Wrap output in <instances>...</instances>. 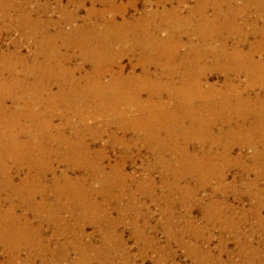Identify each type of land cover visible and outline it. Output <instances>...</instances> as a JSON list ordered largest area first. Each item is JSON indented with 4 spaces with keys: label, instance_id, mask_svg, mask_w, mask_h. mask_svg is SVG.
I'll use <instances>...</instances> for the list:
<instances>
[{
    "label": "bare ground",
    "instance_id": "6f19581e",
    "mask_svg": "<svg viewBox=\"0 0 264 264\" xmlns=\"http://www.w3.org/2000/svg\"><path fill=\"white\" fill-rule=\"evenodd\" d=\"M56 1L63 7L61 0ZM98 1L103 3V0ZM259 1L264 8V0ZM7 2L9 0H0V22L14 23L25 40H33L35 46L28 57L19 53L20 46L0 54V245L8 254L7 264H15L23 250L27 251V259H20L23 264H29L28 260L33 256L40 258L41 264H62L67 258L68 243L54 242L55 246L51 248L43 243L40 234L43 218L48 224L56 225V231L59 228L60 233L68 236L70 243L74 244L69 246L79 256L66 264H91L99 256L108 258L113 222L108 221L97 197L101 196L108 209L113 205L111 208L117 209L120 215L130 212L131 204H122L124 196L127 203L136 199V193L149 199L156 197V191L152 190V171L159 172L161 184L167 189L166 196L161 195V201L170 206L172 202L167 193L190 201L214 179L217 186L212 190V199L208 198V207L203 209L204 217L213 226H220L222 232L227 230L240 248L246 245L245 239L249 236L243 232L246 224L248 231L252 232L250 236L260 233L264 240V215H261L264 187L259 185L264 182V123H261L264 121V107L260 111H253L250 107L258 102L264 106V96L254 90L249 95V89L238 90L231 86L228 75L224 82L230 87L226 94L221 92V96L231 95L235 104L223 103L227 110L219 112L204 105L193 107L192 101L216 95L212 92L214 84L191 78L189 72L198 66L197 61H188L187 57L173 62L180 47L178 39H174L179 36L180 26H188L195 32L200 30L204 36L215 39L230 38L236 33L254 35V27L245 31L243 27L231 25L238 18L249 21L248 16L241 15L239 7L230 11L232 0H195V6L188 8L184 15L179 11L187 6V0L175 2L171 9H166L165 5L171 0H158L163 8L159 13L143 9V14L139 17L133 14L130 19L125 17L128 10L125 11L122 5L119 22L114 16L106 19L101 12L90 9L81 18V24L76 23L80 19L77 10L69 13L61 8L64 22L51 18L43 22L33 18L32 11L20 15L15 10L20 9V5L11 6ZM81 2L75 0L74 4ZM129 2L135 4L133 0ZM223 6L225 10L221 13ZM208 8L215 10L213 16L205 13ZM12 12L17 14L15 21ZM94 14L100 19L101 28L92 26L90 18ZM156 17L160 20L159 26L153 24ZM192 18L198 20V26L192 23ZM223 18L227 23L222 21ZM163 22L173 24L175 32L159 38L155 32L166 30L162 27ZM208 31L211 34H207ZM240 40L244 44L242 38ZM238 42L235 41L229 51L227 40L217 41L211 50L217 65L209 66V69L232 70L229 68L233 67L236 71L243 68L247 82H254L261 75L264 77V60L246 57L253 53L261 56L263 50H256L255 46H250L244 55L248 61L243 60L245 62L241 65L231 61L232 56L244 53ZM113 45L118 49L113 50ZM188 46L189 52L203 54L198 46ZM69 49L80 52V65L71 64L73 57L67 52ZM134 51L138 52L137 64L126 73L121 58ZM161 56L166 57L162 65ZM198 57L201 60L206 55ZM220 60L228 65L221 64ZM137 65L141 66V73L135 72ZM151 66L156 70L151 72ZM181 69L183 73L180 75ZM176 75H180L179 82L175 80ZM88 110L94 115L101 113L99 118L103 119H90L85 114ZM41 117L47 123H40ZM54 118L60 121L54 123ZM184 119L189 123L183 126ZM213 125L218 131L216 134L211 128ZM86 135L94 138L90 140L92 142L105 136L113 147H124L125 152L129 151L123 156L125 159L137 146L144 148L152 158V163L142 168L145 176L135 180L119 169V163L106 166L103 158L107 160L108 156L96 158L88 143L83 144ZM22 136H25L24 140L19 139ZM236 147L251 149V156L245 158L242 153L233 156L232 149ZM102 154L98 152V155ZM54 165H63L64 169L57 171ZM208 166L215 167L216 172L211 173ZM226 167L242 174L232 181H240L242 189H236L237 185L224 186ZM249 174L253 177H248ZM126 179L131 184L127 185ZM186 180H191V187L187 184L178 186L179 182ZM228 189L237 192L241 202V194L246 195L250 199L249 208L237 212L232 205L223 206L220 202L217 205L216 201L225 199L217 200L215 194L225 197ZM67 213L73 222L64 219L63 215ZM172 214L164 215V227H175L169 222ZM253 219L254 222H250ZM85 222L95 223L100 232L113 229L99 239V248L94 247L91 236L83 231ZM132 229L138 231L136 220ZM170 233L176 238V234ZM84 235L88 239L83 241ZM60 246L66 250L56 254ZM250 248L247 255L241 256L242 264H250V257L258 255L260 259L256 264H264V250ZM33 249L39 251L34 254ZM48 256L55 257L56 261L47 262Z\"/></svg>",
    "mask_w": 264,
    "mask_h": 264
},
{
    "label": "rangeland",
    "instance_id": "374dc122",
    "mask_svg": "<svg viewBox=\"0 0 264 264\" xmlns=\"http://www.w3.org/2000/svg\"><path fill=\"white\" fill-rule=\"evenodd\" d=\"M61 1L63 7H60L57 4L56 0H9V2L7 3L8 4L11 3L10 4L11 6H15L18 3L21 8L15 10H17V12H19L20 15L32 11V17L39 18L43 22H45L47 18H51L57 22L58 21L64 22L62 19V12H60L61 8H64L69 13L72 12L74 13V10H77L78 11L77 14L80 18L79 21H76L77 24L82 23L81 18H84L87 14V10L90 9L95 10L97 13L101 12L104 18L106 19H109L114 16L118 22L119 20H121L119 18V14L121 13V10H123V6L125 8L124 9L125 11L128 10L127 14H125V17L128 19H130L131 15L133 14L135 17H139L141 14H143V9H147L148 11L153 10L158 13L163 9L161 3H157L158 0H153V1L148 0L147 2L143 0H133V2L135 1V4L133 5L129 4L130 3L129 0H103V3H101L98 0H89V1L77 0V1H82L81 4L78 3L74 4L75 0H61ZM178 1L179 0H171L170 3H165L166 9H171V6L176 5ZM256 1L259 0H232L231 8L233 10L232 9L230 10V11H234V10L236 11V9L234 8L239 7L240 12L243 13L241 15H245L249 17L247 18L249 21L243 22L244 18H238L236 22L231 23V25L235 27L236 26L243 27L245 31H248L252 27H254L255 30L254 35L253 33H251V35L246 34L245 36H242L236 33V36H231L230 38L224 39L223 36V37H219L220 39L219 38L215 39L213 37L204 36L200 30L199 32H195L188 26H180V28L178 29L177 33L179 32L178 33L179 36H176L177 38L174 37V39L175 40L178 39V41L180 42V47L177 55H175L173 58V62H178L179 59L181 58L186 59L187 57H188L187 58L188 61L190 60H192L193 62L197 61L198 66H196L195 69L189 72L191 78L192 79L197 78V80L202 82L208 81L210 84H214L215 87V89L212 92L216 93V95H214L213 97L209 96L205 100L202 99V100L192 101L193 107H196L198 105H202V106L204 105L207 106L210 110H215L219 112L222 110H227L224 106H222L223 103L227 104L228 102L230 103L229 106L235 104L234 99L231 97V95L225 96L226 94L225 91L229 90L230 87L229 86L230 84L224 82V79L228 75L229 78L231 79V83L233 84L231 86H235L238 90H241L242 88L249 89L248 92L250 93L249 95L253 94L254 91H256L260 94V96L262 97L264 96V77L262 75L254 82L253 80L247 82V74H245L246 72L245 70H243V68L242 69L238 68V70L236 71H234L233 67L229 68L232 70L227 69L228 71L221 69H215V70L209 69V66L217 65V63L215 62L216 59L214 56L215 54L211 52V50L216 46V43L219 40L221 41L227 40V45H228L227 48L229 49V51L231 47L235 45L234 44L235 41L238 40L240 41L238 42L237 45L238 47L240 46L239 47L240 49L241 48L244 49V51H242L244 52L242 54L243 56L242 55L232 56L233 59L231 60L233 61V63L237 65H241L242 63H244L245 61L243 60L248 61L246 57H249V59H251L252 57L254 58V60L255 58L256 59L261 58L264 60V43H263L264 42V29H263L264 8L261 6L262 4L260 5V1L259 3ZM245 3L248 4V6ZM186 4L187 6H183L181 8V11H179L181 12L182 15L185 14L188 8L195 6V0H187ZM224 10H225V6L222 7V10L220 12L223 13ZM205 13L210 17L214 15L215 10L213 11V9L208 8ZM15 14H16L15 12H12V17L14 21L16 20L17 17V14L16 15ZM148 14H150V12H148ZM158 15L159 14H157L156 16ZM231 16L232 14H230V17ZM90 19L92 26L96 25L99 28H101L102 25L101 21L98 17H96V14H94ZM156 20L157 21L155 23L153 22V24L157 23L158 24L157 26L161 25L158 17H156ZM197 21L198 20L192 18V23L196 24ZM222 21L227 23L226 20H224V18ZM153 24L150 23V26L153 27ZM162 27L166 30L155 32L159 38H164L167 35V33L169 34L171 32L172 33L175 32L174 30L175 28H173L174 25L171 23L163 22ZM51 32L54 33V31ZM203 33L205 34V31ZM207 34H211V33H209L208 31ZM241 38L244 44H241V40H240ZM32 41L25 40V38L22 36L20 32V29H18V27L14 25V23L5 24L4 22H0V54L3 52H7L6 50L12 51L14 47L16 48L17 46H20L19 53L22 56L28 57L30 52H33L35 48ZM57 45L60 46V42H58ZM188 45H192V48L193 46L195 47L198 46L201 51L200 53L203 54L196 55L193 52H189ZM250 46L252 47L255 46L256 50L258 49L263 50L261 51V56H258L256 53H253L254 55L252 54L250 56L244 57V55L249 50ZM60 48L63 49L62 47ZM112 49L117 50L118 48H116L113 45ZM67 52L71 54V56L73 57L71 64H76V65L81 64V57L79 55L80 52H78V50L69 49ZM156 52L154 53L157 55ZM137 54L138 52L134 51V53H126L122 56L121 64L124 66L125 69L124 72L126 73L129 72L131 67L137 64ZM204 55H206V57L204 58L202 57L200 60L198 56H204ZM161 58L162 59L160 65H162L163 63L165 64L166 57L161 56ZM221 64L228 65L223 62H221ZM198 68L200 69L197 70ZM153 70L156 69H154V67L151 66L150 71L153 72ZM135 72L141 73L142 72L141 66L139 65L135 66ZM182 73L183 71L181 69L179 74L181 75ZM180 75L175 76V80H177L178 82L180 81L179 78ZM221 92L225 93L222 95L224 97L221 96ZM240 94L244 96L247 93L245 94L240 93ZM257 104L258 105L250 106L253 111H260L264 107L263 103L261 104L260 102H258ZM85 114L86 116L88 115L89 118L92 120L103 119V118H99L101 116V113H97L98 115L97 114L94 115L92 110L86 111ZM93 117H95V119ZM54 119H55L53 121L54 123H58L60 121L58 118H54ZM43 120L41 117L39 119V122L44 124L47 123V120H44V122ZM25 123H27L26 125H29L28 124L29 122L24 121V124ZM188 123L189 120L187 119H184L182 121L183 126L187 125ZM261 123H264V121H262ZM215 125L211 126L212 130L214 131V134L218 132L217 130L215 131L216 128ZM180 131L181 128L179 129V132ZM86 136L87 137L84 138L85 141H83V144L85 145L88 143L87 145L89 146V148H91L92 154L96 155V158L102 156L103 157L108 156L107 160L106 158L102 157L104 159V163L106 166L112 164L115 165L119 163L118 164L120 166L119 169H122L126 175H128L129 177H133L135 180L143 178L145 176L144 175L145 173L142 171V168L144 166H149L152 163L151 156H149L146 150L141 146H137L135 149L131 150V154H130L131 156L128 159L127 158L125 159L123 158V156L125 155V153L129 154V151L126 150L127 152H125L124 147L120 145H116L115 147H113L112 142H109L107 140V137L105 136L102 137V140H97L94 142L90 141L94 139L93 137L89 135ZM28 138L30 139V137ZM19 139L24 140L25 136L19 137ZM98 152H103V154L98 155ZM251 152L252 150L249 148L240 149L236 147L232 149L233 156L237 155V153H242V155L245 158L250 157ZM122 159L125 162L123 161L121 164ZM208 167L210 168L211 173L216 172L215 167L214 168L213 167L211 168L210 166ZM54 168L57 171H61L64 169L63 165H54ZM223 172L225 174L224 186L230 187L231 185H235V186L237 185L236 189H242L243 186H241V183H239L240 181L232 183L234 178H239L242 175L239 173L238 170L230 167H226L224 168ZM150 174L154 180L152 190L156 191V197L149 199L146 198L145 196H142L140 193H136L134 195L136 199L134 198V200L131 203H127L128 200L126 196H124L122 200L123 201L122 204L123 205L131 204L130 206L132 208L130 212H125L124 214L120 215L117 209L111 208L113 207V205H111V207L108 209L106 202L102 201L101 196L97 197L96 200L99 203L102 202L101 207L106 212L105 215H107V217L109 218L108 221L113 222V227L110 226V228L112 227L114 231L111 234L112 240L109 243V246L110 245L111 246L110 249L108 250L110 253L108 258L99 256V258L92 260L91 264H123V263L124 264H242L241 256L247 255L248 251H250L251 249L250 247L257 248L258 251L260 252L264 250V240L262 238L263 234L261 235L259 233L250 236L252 232L248 231V224L245 225L243 232L247 233L250 237L248 236L247 239H245L246 245L240 248L238 247V244L236 243L235 239L232 236H230L229 232L225 230V228H224L225 231L222 232L223 229L220 226H213V224H211V221L204 217L203 209L208 207V203H209L208 198L212 199L211 197L212 190L215 189L217 186V183L214 179L209 181V184L205 188V190L199 191L195 199H192L190 201L184 200L183 197H181L180 195H176V194L172 195L167 193L168 197L170 198L168 200L172 202V205L170 206V205H166V202L161 201V195L166 196L167 189L166 187H163V185L161 184V181L159 179V175H160L159 172L152 171V173ZM248 177L252 178L253 175L249 174ZM246 178L247 177L245 176L244 179ZM125 183L126 184L128 183L127 185H129V183L131 184V182L127 179ZM185 184L190 185V187L192 186L191 180L181 181L179 182L178 186L183 187ZM259 185L264 187V182L263 181L259 182ZM114 191H116V189ZM236 194L237 192H233L232 189H228L227 191L225 190V197H222L219 194H215L217 200L225 199V201H216V203L220 202L222 203L223 206L232 205L234 210L237 212L241 211L242 209H248L250 205V199L247 198L246 195L241 194L242 195L241 197L242 202H241V200H239V196ZM200 199H201V203H200ZM110 203L113 204V202ZM217 205H219V203H217ZM163 212H165V214H163ZM170 212L173 214L170 216L171 220L169 219V222L175 225V227L171 229L168 227V225L164 227V223H165L164 215L168 216ZM68 215H69L68 213L64 214L63 215V217L65 216L64 219L73 222V220H71V218ZM261 215H264V207L261 209ZM43 220L44 223L42 225L40 232L41 237L44 240L43 243L46 242V244H48L50 248L55 246L54 242L56 244L68 243V246H66V249L68 248V255L62 264H66L73 259H77L79 256L78 252L73 248H71L74 246V244L70 243L69 237L62 235L59 231V228L57 229L58 231H56L55 229L56 225L53 226L51 224H48L46 218H43ZM134 220H136V227L138 229L137 232H134L132 229V223ZM250 222H254V219ZM94 224L95 223L92 224L91 222H85L83 224V231L85 232L86 235L91 236L90 241L94 244V247L99 248L100 245L99 239L103 236V234H108V232H111L113 229L111 228L112 229L111 230L107 228L105 229L106 233L104 231L100 232L98 228L95 226L96 224L95 225ZM74 228L76 229L77 227L74 225ZM168 229L173 231V233H170ZM259 231L260 230H257V232ZM169 233L174 236L176 234L177 235L176 238H172V236H170ZM86 235H84L81 238V240L84 241L85 239H88ZM41 237L39 236L40 239ZM176 239L178 240V242H176ZM34 241L36 240L34 239ZM66 249L60 246L56 250L57 251L56 254H58L61 251H65ZM33 251L34 254H36L37 251L39 250L33 249ZM26 255H27V251L23 250L20 253L19 258L21 260L22 259L24 260ZM7 258H8V254L6 253L4 246L0 245V264H7L6 262ZM37 258H38L37 256H33L32 258L30 257L28 263L41 264L42 262L40 258L38 259ZM20 259H18L15 262V264H23V262L21 263ZM259 259H260L259 255L255 256V258L250 257L249 262H251L250 264H256ZM51 260L56 261L55 257L51 258L50 256H48L47 262Z\"/></svg>",
    "mask_w": 264,
    "mask_h": 264
}]
</instances>
